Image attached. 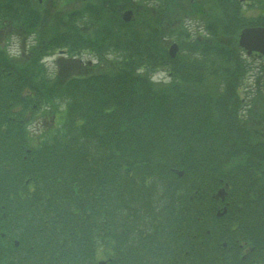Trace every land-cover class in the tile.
I'll return each mask as SVG.
<instances>
[{"label":"trees","instance_id":"1","mask_svg":"<svg viewBox=\"0 0 264 264\" xmlns=\"http://www.w3.org/2000/svg\"><path fill=\"white\" fill-rule=\"evenodd\" d=\"M215 3L209 36L173 29L174 57L156 20L119 19L100 37L0 3L18 32H38L18 55L0 43V264H264V119L242 113L236 42L264 15ZM80 48L93 63L68 58L51 75L40 61ZM163 68L170 80L152 81ZM46 112L47 129L29 128Z\"/></svg>","mask_w":264,"mask_h":264},{"label":"rangeland","instance_id":"2","mask_svg":"<svg viewBox=\"0 0 264 264\" xmlns=\"http://www.w3.org/2000/svg\"><path fill=\"white\" fill-rule=\"evenodd\" d=\"M196 1H199V0H196ZM201 1V0H200ZM203 1H207V0H203ZM55 2V4L57 5L54 9L56 10V11H59V13L56 15V18L57 17H59V16H63L64 14H63V12L66 10L65 8H72L73 7V5H74V7H76L77 6V4L76 3H72V4H66L65 2H63L62 0H55L54 1ZM190 2V1H189ZM140 4H143V2H140ZM208 5H209V9H207L208 8ZM186 7V9L188 10L189 9V6L188 5H186L185 6ZM211 7H212V5L210 4V3H208V4H206L205 6H204V8H202V9H204L205 10V12L206 13H209L210 14V10H211ZM247 7V9H248V11H253V12H257V10L256 9H254V8H250L249 6H246ZM213 8H214V5H213ZM174 9V16H175V18H177V17H179V16H183V13H184V20H185V22L187 21V22H190V26L191 27H194V29H196V26H197V23H200V18H201V13L202 12H204V11H199L198 13H196L195 11H194V9L193 10H189V11H184L183 10V13H181V12H179L178 10H176L175 8H173ZM68 10V9H67ZM49 26H54V24H51V23H48V24H45V25H43V26H39V27H42L44 30H47L48 29V27ZM36 36L38 37V32H36ZM15 38V39H21V38H17L16 36H10V37H8V39H10V38ZM37 39V38H36ZM17 45L18 44H16V45H12L11 46V48H15V50H17ZM19 48V47H18ZM20 49V48H19ZM89 54H87V55H84L83 56V60H87L88 58H89ZM53 57L54 56H52V57H50L49 58V62H48V64H49V68H50V71L51 70H53V65H52V63H53ZM88 57V58H87ZM261 58H259V57H253V56H251V57H248V60L250 61V63H251V66L252 67H255V66H257V64L258 63H260L259 62V60H260ZM255 69L256 68H252V74H253V72L255 71ZM250 72V73H251ZM248 74L247 76H246V78H245V82H244V84H243V87H242V89H241V92H240V94H241V96L244 98L245 97V99L247 100V101H249V102H252V100L255 98V101H253L252 103L254 104L253 106H252V108H253V111H254V117H255V120L257 121L258 119H260V117H262L263 119H264V109H262L261 107H260V103L258 102V100H257V96L259 95L258 94V89H260V88H262V86L260 87V86H258V84L255 82V75H252V74ZM251 101H250V100Z\"/></svg>","mask_w":264,"mask_h":264},{"label":"flooded vegetation","instance_id":"3","mask_svg":"<svg viewBox=\"0 0 264 264\" xmlns=\"http://www.w3.org/2000/svg\"><path fill=\"white\" fill-rule=\"evenodd\" d=\"M27 4H32V9H33V0H26ZM53 0H37V4L39 5L40 9H43V7H49L51 2ZM71 1H76L78 4V7L76 8V14H77V19H76V25L78 27H91L94 25L95 20H89L88 22H85L82 24V19L88 17V11L87 9L89 8L90 10V17H94L96 13V8L97 11H110L114 9V3L115 0H71ZM98 6V7H97ZM126 5H119L115 9H119V16L121 15L122 9L125 8ZM132 13H133V8H130ZM97 17V15H96Z\"/></svg>","mask_w":264,"mask_h":264},{"label":"water","instance_id":"4","mask_svg":"<svg viewBox=\"0 0 264 264\" xmlns=\"http://www.w3.org/2000/svg\"><path fill=\"white\" fill-rule=\"evenodd\" d=\"M239 42L248 49L264 51V27L245 28L240 34ZM175 46V45H174Z\"/></svg>","mask_w":264,"mask_h":264},{"label":"clouds","instance_id":"5","mask_svg":"<svg viewBox=\"0 0 264 264\" xmlns=\"http://www.w3.org/2000/svg\"><path fill=\"white\" fill-rule=\"evenodd\" d=\"M10 39H15V38L13 37V38H10ZM15 51H16L15 48H11V49H9L10 54H14Z\"/></svg>","mask_w":264,"mask_h":264}]
</instances>
